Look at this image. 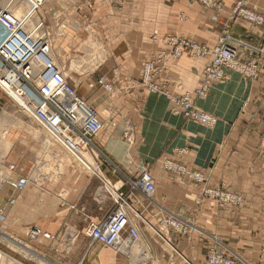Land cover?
<instances>
[{
    "label": "crops",
    "instance_id": "crops-1",
    "mask_svg": "<svg viewBox=\"0 0 264 264\" xmlns=\"http://www.w3.org/2000/svg\"><path fill=\"white\" fill-rule=\"evenodd\" d=\"M217 1L218 8L193 0H49L44 5L45 25L57 34L55 43L61 57L76 64L93 61L92 69L81 71L79 82L83 79L96 95H106L95 105L104 127L91 138V143L99 154L101 178L110 187L84 167H80L82 171L79 166L72 171L67 168L61 173L64 196L57 201L58 210L52 211L48 189L51 181L44 178L41 185L30 187L34 185L30 175L36 160L46 165L45 158L38 157L39 152L53 157V142L42 130L39 134V126L26 119L12 98L0 89V171L7 173L5 178L0 177V186L23 176L30 180L10 206V217L15 216L18 221L29 219L21 222L23 227L49 217L100 223L117 207L114 199L118 191L155 228L160 229L161 218L173 214L190 222L191 229L185 234L161 230L170 244L150 234L156 244L142 238L143 247L136 245L130 256L119 253L123 260L115 264L146 261L143 256H135L137 250L158 264H208L207 254L212 247L226 256L236 254L250 264H258L264 245L260 206L264 195V146H260L264 60L257 67L256 78L226 68L225 78L211 85L204 98H193L196 108L215 116L213 126L185 118L182 110L174 112L170 100V95L192 92L206 59H192L183 52L170 62L159 79L166 83L168 93L149 91L137 83L144 60L154 51L166 48L151 41L152 35H181L207 46L217 43L229 23L233 0ZM0 4L4 7L6 1L1 0ZM250 6L264 16V0H251ZM18 8L21 7L15 10L16 15ZM230 32L233 39L264 48V23L256 26L236 19ZM228 44L236 47L238 59H248L244 46L234 41ZM100 76L111 83L116 93H107L97 83ZM127 122L133 125L132 144L122 138ZM164 160L204 173L206 182L166 171ZM10 164L15 168L9 169ZM144 168L155 182L151 200L130 184ZM204 185L238 194L243 204L218 207L215 201L201 198ZM4 192L2 205L7 196L18 193L8 185ZM27 212H32L28 218ZM66 224L70 226L71 222ZM136 224L144 234V225L138 220Z\"/></svg>",
    "mask_w": 264,
    "mask_h": 264
},
{
    "label": "built area",
    "instance_id": "built-area-1",
    "mask_svg": "<svg viewBox=\"0 0 264 264\" xmlns=\"http://www.w3.org/2000/svg\"><path fill=\"white\" fill-rule=\"evenodd\" d=\"M23 1L26 3V10L20 16L15 13L18 7L16 0H7L4 7L0 4V89L14 95L12 100L16 106L32 118L49 140L57 143L69 155L71 154L85 169L96 175L103 185L110 187L109 182L101 178L99 154L90 147L91 138L103 129V121L98 112L78 96L65 75L60 70L53 68L51 58L44 59L49 54L50 42L43 31L42 20H34V16H37L38 9L46 0ZM197 1L207 7L218 8L220 5L217 0ZM250 4L251 0H233L229 20L239 16L250 23L261 26L264 23V16ZM151 39L153 42H160L167 48L151 53L142 64L140 78L147 90L165 92L159 76L170 62L183 54L184 50H187L192 59H206L198 84L192 92L171 98L174 112L182 110L184 116L191 117L206 126H213L216 123V118L197 109L194 106L193 98H204L211 85L225 78L224 70L226 68L238 69L251 78H256L258 75L256 63L238 61L236 47L229 45L228 42L234 41L237 45L247 46L250 53L256 50L264 54V51L252 48L241 39H233L228 26L224 27L217 43L213 46L200 45L181 35L160 37L152 35ZM37 59H41L44 69L40 72L38 83H35L33 82V66ZM98 83L107 92L114 93L110 82L100 78ZM124 136L130 142L132 137L130 126L126 128ZM261 138L264 144V127ZM88 147L90 148L88 149ZM86 148L94 165L91 168L85 159L78 157L81 150ZM162 166L172 174L184 176L191 181L203 184L206 182L207 177L204 173L189 170L181 163L164 160ZM10 169H13V166H10ZM6 182L12 192H20L27 186L29 178L23 176ZM130 184L132 188L140 189L145 197L151 200L155 182L147 168L142 170L141 175L135 181H130ZM200 195L201 198L215 201L219 207L225 205L238 207L243 202L242 197L238 194L205 185L201 189ZM10 198L11 196L7 203L12 204L14 200ZM114 202L117 207L105 220L100 223L89 221L84 230V234L88 238L106 247L117 250L122 246V242L126 245L125 247H129L131 243L140 240L141 231L136 224L137 220L152 229L167 244L170 243L161 230L172 229L185 234L191 229L190 222L173 214L161 218L159 220L160 229L155 228L144 220L141 212L133 208L122 192L117 191ZM260 206L261 214L264 217V195ZM29 235L32 238L38 235L52 238L50 233L41 231L39 227L35 226L31 227ZM123 253L120 252L123 256H128V253ZM207 262L208 264H250L239 255L226 256L222 252L216 251L214 247L208 251ZM258 264H264V245L260 248Z\"/></svg>",
    "mask_w": 264,
    "mask_h": 264
},
{
    "label": "rangeland",
    "instance_id": "rangeland-1",
    "mask_svg": "<svg viewBox=\"0 0 264 264\" xmlns=\"http://www.w3.org/2000/svg\"><path fill=\"white\" fill-rule=\"evenodd\" d=\"M16 1L18 2L17 5L21 7V9L24 8V10H26V5H25L26 3H24L23 0H16ZM193 1L198 2L197 0H193ZM48 2L49 0H46L40 6L36 14L37 16H34V20H42L43 22V25H44L43 31L46 34V37L49 39V42H50L49 55L52 60L53 68L60 70L65 75L67 81L75 88L78 96H80L87 104L91 105L96 110L95 105L99 101L101 102V99H105L106 95H96L95 94L96 92L90 90L89 87H87V83L86 84L83 83V79L81 82H79L80 81L79 79L81 78V76L83 77V75H79V74H81V71L92 69L94 67L93 61H89L88 63L85 62L86 64L84 65L80 63L76 64L74 61L73 62L66 61L65 59L61 57V54H60L61 52L60 50L57 49L58 47H56V43H55L57 40V34H55L49 27L45 25V18L42 15V8ZM89 4L91 6L92 1H89ZM236 19H243V18L236 16L230 19L227 25L229 27V30L231 28L232 23ZM256 26H259V25H256ZM230 35H231V32H230ZM244 43L247 44L246 42ZM200 45H205V44H200ZM244 47L247 49L248 59L240 60L236 56L237 60L243 63L255 62L256 67H258L260 64V61L264 60V54L256 50L250 53L249 47L247 46H244ZM255 49L264 51L263 47L257 46L255 47ZM183 52H187V50H184ZM100 78H103L106 82H108L103 76H100L97 78V83ZM137 83L141 87H144V84L141 83V78L138 80ZM163 86H164L163 89H165V92L163 93H168L167 85L166 83H164V81H163ZM149 91H156V90H149ZM114 93H116V89L114 90ZM174 96L175 95H170V100L172 103H173V100L171 98H173ZM21 111L23 112L24 114L23 116L26 119L28 118L32 120V118L27 113H25L23 110ZM99 115L102 117L100 112H99ZM185 118L192 119L191 117H186V116ZM129 126L132 128V137H131L130 142H128L127 141L128 139L124 136V132L126 128ZM263 127H264V123L262 126V130H263ZM40 130L41 128L38 127L37 132L39 134H40ZM261 136H262V131H261ZM261 136H260V146H264V144L262 143ZM122 138L128 144L133 143L134 130H133V125L130 122L126 123L122 131ZM53 145L54 147L52 148L53 150L52 158L48 156L49 154H41V152H39L38 157L40 158L41 156H43L42 158H45L47 162L45 165V163H41V161L37 158L38 160H36L33 163V169L31 171L30 176H31V180L34 181V185H31L30 187L36 188L35 185H41V183L44 181V178H48V181H51L52 183V186L48 187V189L50 190L49 196L51 198V205L49 204V208L52 211L54 210L56 211L58 210L57 201L64 196L62 192V188H63V183L65 181L62 179L61 173L64 172V170H67V168H70V171H72L73 168L76 169L78 168V166L79 168L80 167L83 168V166L77 160L72 158L66 151H64L57 143L53 142ZM93 146H94L93 143H91L90 147L93 148ZM90 147H88V149ZM88 149L87 148L84 149L82 154L84 155L85 159L89 162V164L91 166H94L92 160L88 156V151H87ZM10 166H13V169L15 168L13 164H10L8 166L9 169H10ZM165 170L168 171L167 169ZM80 171H82V169ZM6 174L7 173L0 171V177L5 178ZM140 175L141 173L139 174V176ZM136 179L132 181H135ZM66 180L68 181L67 178ZM6 189H7V184L6 185L2 184L0 186V199L3 196V193H5L4 191ZM20 194L21 192H18L17 195H15L14 197L12 196L10 199L13 198V200H15V198H17ZM30 195H33V194L31 193ZM8 198L9 197L7 196V200L4 202L3 205L0 204V264H79V262L80 264H115L123 260V258H120L118 256L119 252L117 250L110 248V247H106L102 245L101 243L95 242L91 240L90 238H88L84 234V230L88 223L84 224V222H82L81 220H78L77 218L72 219L71 221H66L59 217L58 218L49 217V218H43V219L32 221L33 223L32 226L30 225L27 227L21 226L22 221L25 222V221H28L29 219H23L21 221H18L15 219V216L14 218L10 217L9 210H10V206H12L13 203L12 204L7 203ZM1 200H0V203H1ZM217 206L219 207L218 204ZM59 208L61 209L60 204H59ZM26 214H27L26 218H28V214H32V212L31 213L27 212ZM67 222L68 223L71 222V225L70 226L67 225L66 224ZM33 226L39 227L41 231H46L50 233L52 235V238H45L41 235H38L37 237H34V238L30 237L29 231L31 227ZM144 227L146 229L145 233L143 234L141 232V238L140 240L135 242L134 246L140 245L143 247V243L141 242L142 238L153 242V244H156V241H153L154 239L153 236L157 238V240L163 243L161 238L157 234H155V232H153L152 229L148 228L145 225ZM150 234H153V236L152 235L150 236ZM136 248H138V246ZM135 254H137L135 256H138V257L143 256L146 258V261L144 260L143 263H138V264H158V262H156L155 260H149L148 255L145 256V254L142 251L138 252L137 250ZM124 257L126 256L124 255ZM136 258L137 257H135V259Z\"/></svg>",
    "mask_w": 264,
    "mask_h": 264
},
{
    "label": "bare ground",
    "instance_id": "bare-ground-1",
    "mask_svg": "<svg viewBox=\"0 0 264 264\" xmlns=\"http://www.w3.org/2000/svg\"><path fill=\"white\" fill-rule=\"evenodd\" d=\"M16 13V12H15ZM24 12H23V8L22 9H20V8H18V10H17V15H22ZM156 36H158V35H156ZM151 41H152V39H151ZM158 43H160V42H158ZM161 50H163V49H159V50H157L156 52H158V51H161ZM182 56V55H181ZM44 59L45 60H47V59H50V55L48 54L47 56H45L44 57ZM41 59H37V60H35V62H34V66H33V69H34V79H33V82H35V83H37L38 82V80H39V77H40V72L44 69V66H43V63L40 61ZM198 84V83H197ZM1 90H3L5 93L7 92L6 90H4V89H1ZM9 93V94H8ZM8 93H6L9 97H11V98H13V94L11 93V92H8ZM14 99V98H13ZM20 101V100H19ZM83 151H84V149L83 150H81V153L78 155V157L79 158H82V159H85V157H84V155L82 154L83 153ZM85 153V152H84ZM70 156L71 157H73L71 154H70ZM87 158V157H86ZM85 161H86V163L87 164H89V162L85 159ZM89 166H90V168H91V165L89 164ZM28 184V183H27ZM134 244L135 243H131V245L129 246V247H125L126 245H124V242H122V246L120 247V248H118L117 250H118V252L120 253V252H124L123 254H125V253H128V255L130 256V254L131 253H133V250H134ZM128 248V249H127ZM127 249V250H126ZM79 264H80V262H79Z\"/></svg>",
    "mask_w": 264,
    "mask_h": 264
}]
</instances>
